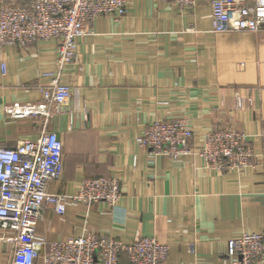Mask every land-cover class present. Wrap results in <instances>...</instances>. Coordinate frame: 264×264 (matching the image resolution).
<instances>
[{"label":"crops","instance_id":"crops-1","mask_svg":"<svg viewBox=\"0 0 264 264\" xmlns=\"http://www.w3.org/2000/svg\"><path fill=\"white\" fill-rule=\"evenodd\" d=\"M211 2L183 9L169 0H128L123 16L89 24L61 72L73 94L46 127L58 132L64 153L61 177L49 189L74 194L87 178L116 176L122 197L116 212L74 201L64 214L47 207L39 235L49 242L107 235L124 243L153 236L169 245L162 264H233L230 240L264 230V29L213 32ZM58 46L50 39L0 49V146L42 131V118L13 119L5 108L41 100ZM175 119L191 123L195 150L211 130L232 129L246 135L256 156L222 172L197 154L152 164L137 137L157 120ZM7 250L0 247V264H7ZM119 264H129L126 253Z\"/></svg>","mask_w":264,"mask_h":264},{"label":"built area","instance_id":"built-area-1","mask_svg":"<svg viewBox=\"0 0 264 264\" xmlns=\"http://www.w3.org/2000/svg\"><path fill=\"white\" fill-rule=\"evenodd\" d=\"M180 8H192L197 0H169ZM128 0H32L28 6H0V49L25 48L41 40L59 41L55 73L43 87L38 102L9 104L5 114L13 119L42 118L43 128L33 140L0 146V247L9 248L7 264H119L122 253L129 264H162L169 258V245L153 236L124 243L107 235L86 234L49 242L36 227L43 210L66 212L74 201L88 208L105 204L115 212L122 190L116 176L85 179L74 194L53 193L49 186L61 177L63 143L58 132L47 130L53 113L72 96V87L61 81V72L73 62L77 42L90 32L89 24L99 17H121ZM212 29L258 32L264 29V0H212ZM5 69V65H3ZM193 127L187 119L157 120L141 132L137 144L147 151L151 163L157 157L176 161L197 154L212 170L225 171L248 166L256 153L245 134L236 130H211L195 150ZM136 158L133 160L135 165ZM195 253V244L190 246ZM233 264L264 263V230L245 232L229 243Z\"/></svg>","mask_w":264,"mask_h":264}]
</instances>
